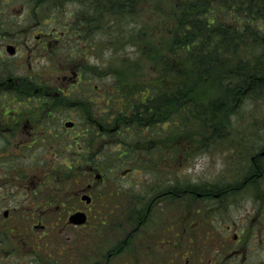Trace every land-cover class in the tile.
<instances>
[{
    "label": "flooded vegetation",
    "instance_id": "obj_1",
    "mask_svg": "<svg viewBox=\"0 0 264 264\" xmlns=\"http://www.w3.org/2000/svg\"><path fill=\"white\" fill-rule=\"evenodd\" d=\"M68 2L61 1L60 4L65 6ZM23 12L28 13V9ZM66 12L67 21L73 19L68 9ZM3 14L0 10V20H3ZM58 17L60 15L57 13L55 20ZM47 18V14L39 16L40 20ZM70 24L67 23V30H55L53 40L49 37V34L53 35V31H48V35H45L40 31L19 29L13 36H9L4 30L0 35V49L4 44L10 55L6 57L0 50V61H7V64L12 57H21L19 49L28 43L29 38L43 45L48 42L55 44L59 51L56 56L63 58L58 70L64 78L57 77L50 81L42 79L40 81L45 83H40L33 77L35 73L26 72L28 67L24 74L2 69L0 76V135L3 140L5 141L6 132L11 130L12 125L17 129L25 124L32 137L26 138L21 146L32 148L34 143L35 146L43 144L48 146L52 155L59 154L61 159L55 162L56 165L64 162L82 167L80 179L75 181L73 190L56 189L59 195L49 196L47 201L34 206L32 212L51 210L55 203L57 210L65 211L69 216L76 212L86 213V223L76 225L68 222L77 228L85 226L92 216L97 219L95 215L98 214L100 227L102 225L98 232L102 240L100 247L96 246L97 253L101 256L100 252L104 248L108 259L133 260L137 264H264V146L251 153L248 159L250 168L252 166L251 172L249 168L245 175H238L234 168H227L230 176L237 177L228 181L229 186V176L223 172L224 175H214L205 185L192 183L201 182L199 177L187 180L185 175H179V189L156 190L151 165L154 163V147L159 143L153 141H148L146 148L144 145L135 148L131 154L132 167L123 169L114 166L107 172H100V163L107 159L109 143L106 126L96 118L105 114L100 108L106 100V90L102 87L101 78L84 77L81 68L75 69V55L83 47L78 45L82 40L81 35ZM58 32L63 36L60 39L56 36ZM82 41L85 48L89 40ZM25 54L32 58L34 48L27 46ZM72 75L73 81L69 84L67 79ZM59 80V83L51 84ZM91 85L96 87V91ZM91 96L95 100L93 111ZM27 104L40 107L33 110L21 109ZM64 117L67 120L63 125ZM92 122L96 135L90 130ZM97 138L100 139L99 142L96 141ZM184 145L183 143L182 146ZM0 147L3 149L0 163H3L9 155L4 152L5 147ZM45 147L43 146L44 149ZM165 153L169 154V151L166 150ZM184 153L185 151L182 152ZM226 154L231 156L229 152ZM52 159L50 158L49 164H52ZM141 163L149 164L146 170H139ZM130 170L141 180L138 185L137 180H134L131 192L110 189L113 180L119 182L127 178L128 182ZM144 186L146 189H143ZM83 196H88L89 199H84ZM58 197L61 198L56 199ZM248 198L252 203L248 209L244 208L243 217L238 222H228L231 206L241 205ZM128 201L131 202L129 207L126 205ZM159 204L162 205L161 212L158 211ZM169 212L176 219L170 218ZM155 214V223H152ZM207 228L213 229V234L200 236L201 230L205 233ZM45 242L47 241L43 244ZM81 249L87 252V249L90 250V243ZM112 249L114 252H111Z\"/></svg>",
    "mask_w": 264,
    "mask_h": 264
},
{
    "label": "trees",
    "instance_id": "obj_2",
    "mask_svg": "<svg viewBox=\"0 0 264 264\" xmlns=\"http://www.w3.org/2000/svg\"><path fill=\"white\" fill-rule=\"evenodd\" d=\"M52 1L59 5L61 1L75 3L70 12L73 16L70 27L81 35L82 40H89L84 49L100 48L101 54L105 55L93 64L89 61L81 69L84 77L86 74L92 79L102 77L109 87L100 108L105 114L96 118L106 126L109 143L107 159L100 163V172H107L114 166L132 167L131 154L136 147L144 145L146 148L145 144L153 141L159 143L154 147L151 165L155 189L177 190L176 166L192 162L195 155L190 151L200 152L206 145L209 149L210 142L214 141L235 143L237 140L224 138L227 130L220 129L225 127V120L232 113L243 117L240 112L245 110L242 106L245 101L264 105V0H167L162 5L159 1L165 0ZM151 1H156L153 22L156 24L152 33L157 34L158 41L153 34L147 33L146 21L140 17L143 7ZM125 23L138 26V30L124 36ZM67 28L66 25L65 30ZM158 29L165 31L159 33L160 37L156 32ZM124 37L132 38V45H137L140 53L152 59L157 73L153 78L126 79L120 66L113 67L123 59V56L117 59L113 54L119 50L123 53ZM91 87L96 91L95 86ZM214 90L219 94L214 95ZM206 99L208 103L204 102ZM91 100L93 111V96ZM250 117L259 118L258 115ZM91 119L94 121L93 114ZM249 124L257 125L255 121ZM93 125L92 122L90 130L96 135ZM236 130L230 133L237 134ZM183 151L186 154H182ZM175 160L179 162L174 163ZM148 166L141 163L139 170H146ZM57 170L61 172L57 175L75 181L82 173V167L73 163L59 162ZM128 178L126 188L119 187L120 182L113 180L110 189L131 192L134 180L137 185L141 180L131 170ZM126 205L129 207L131 202ZM30 213L35 214H24L28 217ZM95 216L97 219H94L99 220V215ZM101 240L99 232L93 233L90 251L100 247ZM124 262L137 264L133 260Z\"/></svg>",
    "mask_w": 264,
    "mask_h": 264
},
{
    "label": "rangeland",
    "instance_id": "obj_3",
    "mask_svg": "<svg viewBox=\"0 0 264 264\" xmlns=\"http://www.w3.org/2000/svg\"><path fill=\"white\" fill-rule=\"evenodd\" d=\"M3 1L0 0V10L4 13L3 20H0V35L4 30L8 32L9 36H13L19 29L40 31L45 35H48L46 34L48 31H53V35L49 34L50 40H53L55 30H65L67 23L70 24L71 19L67 21L66 18V9L72 12L75 5L73 1H69L65 6H57L52 0ZM159 2L162 5V3L168 1ZM154 4H156V1L146 3L141 10L140 17L146 21L144 26L148 34H153L152 29L156 24L153 23L156 19L154 15ZM25 9H28V13L23 12ZM41 10L43 14L48 15L46 20L39 19V16L42 14L40 13ZM57 13L60 17H58V20H55ZM1 25L4 27H1ZM124 29L123 35L127 36L130 35L132 30H138V26L136 27L134 24L130 25V23H125ZM156 32L159 34L165 31L158 29ZM153 35L155 36V41H158L157 34ZM56 36L59 39L63 37L60 32ZM130 40L132 41L133 39L124 37L122 43L123 53L119 50L117 54H113L117 59L123 56L120 64L116 63L113 67L120 66V69H123L124 73H126V79L147 80L153 78L157 74L154 62L145 53H140L136 49L137 45H132L133 43ZM27 42L25 46L22 45L19 49L21 57H12L8 64L7 61H0V76H2V69L10 73L19 72L24 74L25 69L28 67L30 70L27 68L26 72L35 73L33 77L40 83H43L45 80L50 81L51 79H56L57 77L64 78L61 75L62 72L58 70L63 58H60V55L56 56L59 51H57V47L55 48V44L48 42L47 45H43L33 38H29ZM78 45L83 47V49H80L81 51L75 55L76 67H74L76 70L86 67L89 61L93 64L99 61L102 56H105L101 54L102 51L100 48L94 51L84 49L82 40L78 42ZM27 46L34 48L32 58L25 54ZM105 46L106 50L108 44L106 43ZM147 48L148 51H151L149 44ZM0 50L3 51L4 56L8 57L9 54L5 50L4 44ZM106 54H109V51ZM86 77H88V74H86ZM77 78L80 79L81 77ZM99 78H101L102 87L104 90H107L109 88L107 86L108 83L104 78ZM42 79L44 81H40ZM67 81L68 83H72L73 75L69 76ZM59 82L60 80L53 81L51 84H57ZM217 94L219 92L214 90V95ZM204 102L208 103L209 101L206 99ZM242 106L245 109L243 110L242 108L243 111L240 112L243 117L238 113H232L228 120H225V127L220 128L227 130L226 136H224L225 139H234L237 141L235 143L229 141H214L210 142L212 144L209 149L206 145L200 152L195 153L190 151L195 155V159L192 163L185 162L182 166H176L178 175H185L187 180H191L192 178L196 180L199 177L201 182L192 183L205 185L214 175L220 174L221 176L224 175V172L229 176L227 179V185L229 186L228 181L235 180L237 177L230 176L229 171H227L228 167L234 168L235 174L238 175H245L249 172L250 164L248 159L251 153H255L256 150L264 146V105L260 106L259 103L245 101ZM38 107L40 106H29L27 104L23 108H20L33 110L39 109ZM254 115H258L259 118L255 119L250 117ZM65 120H67V117L62 118L63 125ZM254 121L257 125L249 124ZM235 129H237L236 132L238 135L235 132L234 134L230 133V131H234ZM31 137L32 134L25 127V124H21L17 129L13 128L12 125L11 130L6 132L5 141L2 135H0V145L3 148L5 147L4 152L9 155L3 163H0V264H90L92 262H99V264H127V262L116 260L115 258L106 259L104 248L103 252L102 250L100 252L101 256L97 255V248H94L92 252L89 249H87V252L81 249L90 243L93 233L101 231L102 225L100 227V220H95L96 218L94 219L93 216L85 226L77 228L76 226L69 225V214L65 211L60 212V210H57L55 203L51 206V210L43 209L37 213L35 212V214L30 213L29 215L31 216L28 217L27 214H24L32 212L34 206H38L41 202L47 201L49 196L59 195L56 189L69 191V189L73 190L76 185L74 179L69 180L65 176L57 175V173L60 174L61 172L57 170L58 164L56 165L55 162L60 157L59 154L58 156L55 154L52 155L47 148L48 146L45 147L43 144L35 146L34 143L32 148H25L20 145L26 142V138ZM99 140L97 138L96 141L99 142ZM238 140H243V142ZM1 152H3L2 148L0 149ZM228 152L231 153V156H227L226 153ZM50 158H53L52 164H49L51 163ZM178 162L179 160H175L174 163ZM174 172L176 174L175 170ZM52 178L55 180L50 182ZM47 182L49 183L44 185ZM119 182V187L126 188L128 186L127 178H123ZM60 198L58 197L56 199ZM251 203L252 201L248 198L246 202H242L243 206L242 204L232 205L228 222H238L243 217L245 212L244 208L246 207L248 209ZM22 206H27V208H22ZM160 207H162L161 204H159L158 209L161 212ZM6 210L9 211L7 216L4 215ZM155 216L156 214L151 220L152 223H155ZM169 216L170 218H175V216L171 215V212H169ZM42 225L46 227L42 228ZM245 226H247V223ZM206 230L207 232L205 233L201 230L200 233L202 235L200 234V236L204 237L213 234V229L207 228ZM187 236L190 235L188 234ZM44 241L47 242L43 244Z\"/></svg>",
    "mask_w": 264,
    "mask_h": 264
},
{
    "label": "water",
    "instance_id": "obj_4",
    "mask_svg": "<svg viewBox=\"0 0 264 264\" xmlns=\"http://www.w3.org/2000/svg\"><path fill=\"white\" fill-rule=\"evenodd\" d=\"M8 49L11 52H13V49H11L10 47H8ZM68 125H70V123H68ZM83 198L84 199H89L88 196H83ZM4 214L7 215V211H5ZM69 220H70V222L75 223V224L84 223L86 221V214L84 212L73 213L72 215H70Z\"/></svg>",
    "mask_w": 264,
    "mask_h": 264
}]
</instances>
